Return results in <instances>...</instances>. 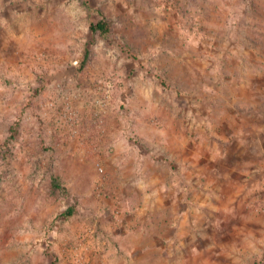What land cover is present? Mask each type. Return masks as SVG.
I'll use <instances>...</instances> for the list:
<instances>
[{
	"label": "rangeland",
	"instance_id": "374dc122",
	"mask_svg": "<svg viewBox=\"0 0 264 264\" xmlns=\"http://www.w3.org/2000/svg\"><path fill=\"white\" fill-rule=\"evenodd\" d=\"M0 264H264V0H0Z\"/></svg>",
	"mask_w": 264,
	"mask_h": 264
},
{
	"label": "trees",
	"instance_id": "16d2710c",
	"mask_svg": "<svg viewBox=\"0 0 264 264\" xmlns=\"http://www.w3.org/2000/svg\"><path fill=\"white\" fill-rule=\"evenodd\" d=\"M90 28L94 31V32H98L100 35L102 36H106L110 33V30H111V24H110V21L107 20L106 18L102 17L101 19H99L97 22H93V23H90ZM20 116L16 118V120L14 121V123L11 125L10 127V134L7 138V140L5 141V144L9 143L8 141H10L12 138L15 137V135L17 134L18 132V126H19V123H20ZM60 187V183L58 181L57 178H54L53 179V189L55 188H59ZM73 207H70L66 213L67 214H71L73 212Z\"/></svg>",
	"mask_w": 264,
	"mask_h": 264
},
{
	"label": "built area",
	"instance_id": "2783aa9c",
	"mask_svg": "<svg viewBox=\"0 0 264 264\" xmlns=\"http://www.w3.org/2000/svg\"><path fill=\"white\" fill-rule=\"evenodd\" d=\"M102 82H103V84H102V87H103L102 96L103 97L96 99V102L102 109H106L108 102L111 98L112 83L109 79H104ZM97 127H99L100 131H103L101 121H98ZM100 133H103V132H100ZM103 135H104V133L102 134V136ZM102 136H100V137H102ZM99 145L100 144L98 142H94V143H92L91 147L95 150H99V148H100ZM97 165L99 166V169L102 170V167L100 166V164L97 163Z\"/></svg>",
	"mask_w": 264,
	"mask_h": 264
}]
</instances>
